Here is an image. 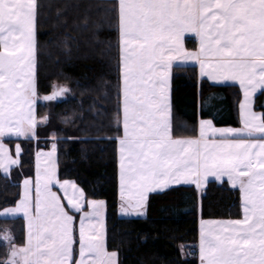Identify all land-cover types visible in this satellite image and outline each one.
Masks as SVG:
<instances>
[{
  "label": "snow or ice",
  "instance_id": "snow-or-ice-1",
  "mask_svg": "<svg viewBox=\"0 0 264 264\" xmlns=\"http://www.w3.org/2000/svg\"><path fill=\"white\" fill-rule=\"evenodd\" d=\"M39 8L38 0H0V172L6 178L19 160L4 139L32 138L48 120L37 118ZM113 10L120 44V211L143 215L149 193L184 184L199 190L209 178H226L239 190L240 215L201 220L199 264H264V112L252 102L264 90V0H115ZM186 33L197 39L195 50L184 47ZM178 60L197 61L200 75L212 81L238 82L241 127L217 128L209 119L200 122L198 136H174L169 80ZM65 91L61 86L42 99ZM16 149L18 157L19 144ZM48 161L34 183L24 179L21 199L0 209V219L22 214L26 221L23 243L8 228L0 232L7 247L0 264H118L101 231L104 202L60 180Z\"/></svg>",
  "mask_w": 264,
  "mask_h": 264
},
{
  "label": "trees",
  "instance_id": "trees-1",
  "mask_svg": "<svg viewBox=\"0 0 264 264\" xmlns=\"http://www.w3.org/2000/svg\"><path fill=\"white\" fill-rule=\"evenodd\" d=\"M35 137L23 142L20 166L6 178L0 172V209L19 198L21 179L32 175L35 148L58 145L59 175L74 179L88 197L107 205V247L118 264H199L200 221L235 219L240 194L227 181L211 180L200 192L175 185L150 193L143 215L120 214L117 116L120 111V44L115 0H38ZM188 48H195L188 39ZM68 91L57 99L45 95ZM242 90L233 83L201 78L196 65H176L171 73L172 126L176 137L197 136L199 120L216 126H240ZM264 112V90L254 99ZM36 139V141L34 140ZM17 243L25 238L24 220L0 219ZM7 247L0 242V259Z\"/></svg>",
  "mask_w": 264,
  "mask_h": 264
},
{
  "label": "rangeland",
  "instance_id": "rangeland-1",
  "mask_svg": "<svg viewBox=\"0 0 264 264\" xmlns=\"http://www.w3.org/2000/svg\"><path fill=\"white\" fill-rule=\"evenodd\" d=\"M38 101V100H37ZM39 120V119H38ZM198 131H199V128H198ZM198 136V135H197ZM35 137V136H34ZM33 137V138H34ZM17 139V138H15ZM22 139H29V138H22ZM36 141V139H34ZM4 144L7 146L10 154L14 157V158H17L19 160V163L16 164V165H13L11 166V169H10V174L11 172L13 171L14 168L20 166L21 164V156H22V153H23V142L20 141V140H17V141H13V142H8L4 139ZM20 145V152H19V155L17 157V149H16V146L17 145ZM53 145H55V149H53ZM53 153L52 157H51V160L48 161V156L47 154L48 153ZM38 156H39V159H38ZM46 161H48L49 163H54L55 166H56V173H57V176L60 180H70V181H74L77 185H79L74 179H71V178H61L60 175H59V155H58V145H57V142L56 141H52L50 142L49 145L47 146H37L35 148V157H34V170H33V174L32 175H25L20 183H21V188H20V195H19V198L18 200L21 199V193L23 191V181L25 178H28V177H31L32 180H33V183L35 182V178L37 176V171L38 169L39 170H43V168L46 166ZM211 181V180H209ZM219 182V181H218ZM207 185V183H206ZM206 185L204 186V188L206 187ZM58 187V186H57ZM80 188H82L80 185H79ZM83 189V188H82ZM55 190V189H54ZM199 191L201 192L202 189H199ZM85 192V191H84ZM87 196V195H86ZM88 199H92V200H97V201H103L104 202V207L102 209V216L99 218L101 221H102V228H101V231L103 232V235H104V239H105V244H106V247H107V221H106V218H107V205H106V201L102 198H94V197H88ZM17 200V201H18ZM16 201V202H17ZM14 205V204H13ZM9 206H12V205H9ZM8 207V206H7ZM89 209L85 208V211H88ZM120 211V210H119ZM120 214H124L120 211ZM128 215H138L136 213H131V214H128ZM18 217H22L23 218V215L22 214H19ZM94 220L96 218H93ZM24 220V228L26 227V221L25 219L23 218ZM78 221H79V217H77V226H78ZM3 231V230H2ZM1 231V232H2ZM108 249V247H107ZM108 251H112V250H109Z\"/></svg>",
  "mask_w": 264,
  "mask_h": 264
},
{
  "label": "crops",
  "instance_id": "crops-1",
  "mask_svg": "<svg viewBox=\"0 0 264 264\" xmlns=\"http://www.w3.org/2000/svg\"><path fill=\"white\" fill-rule=\"evenodd\" d=\"M188 39H190L191 41H194L195 42V44H196V47L195 48H188L187 47V41H188ZM36 40H37V30H36ZM183 43H184V47L186 48V49H188V50H195L197 47H198V42H197V39L195 38V36H194V34H191V33H186L185 34V36H184V40H183ZM174 65L176 66V65H196L197 67H198V71H199V75H200V68H199V63L197 62V61H195V60H187V61H185V60H178V61H176V62H174ZM36 71H37V66H36ZM200 77L201 78H207V77H202L201 75H200ZM208 80H210L209 78H207ZM211 82H213V83H217V84H226V83H233V84H237V85H239L238 84V82H234V81H227V82H225V81H212V80H210ZM37 86V85H36ZM261 90H258L254 95H253V97H252V102H253V109L255 110V111H258V110H256L255 109V107H254V99H255V96L260 92ZM169 96H170V105H171V109H170V118H171V121H172V100H171V76H170V80H169ZM242 99H243V94H242ZM241 99V100H242ZM241 102V101H240ZM258 112H261V111H258ZM202 120H209V119H207V118H201L200 120H199V126H200V122L202 121ZM211 120V119H210ZM214 124V123H213ZM214 126L215 127H217V128H226V127H233V128H239V127H241L242 126V124H240V126H216L215 124H214ZM36 131V130H35ZM198 134H199V131H198ZM9 138H20V139H22V138H24V137H15V136H12V137H9ZM217 138H219V137H217ZM5 139H8V138H5ZM209 180H215V179H213V178H209ZM225 181H226V178H225ZM186 185H191V184H186ZM206 184H204V185H202L201 186V188L200 189H203L204 188V186H205ZM172 186H175V185H172ZM195 186V185H194ZM171 187V186H170ZM196 187V186H195ZM150 194V193H149ZM121 203V202H120ZM146 212V206H145V210H144V213ZM143 213V214H144ZM204 220H227V219H204ZM200 227H201V221H200ZM199 227V228H200ZM199 233H200V229H199Z\"/></svg>",
  "mask_w": 264,
  "mask_h": 264
},
{
  "label": "water",
  "instance_id": "water-1",
  "mask_svg": "<svg viewBox=\"0 0 264 264\" xmlns=\"http://www.w3.org/2000/svg\"><path fill=\"white\" fill-rule=\"evenodd\" d=\"M59 96V95H58ZM58 96L55 98V99H57L58 98Z\"/></svg>",
  "mask_w": 264,
  "mask_h": 264
}]
</instances>
